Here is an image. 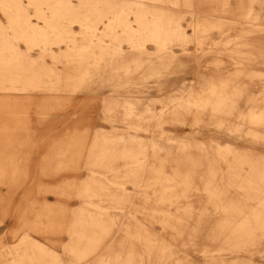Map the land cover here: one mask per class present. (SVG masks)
<instances>
[{
    "label": "bare ground",
    "instance_id": "obj_1",
    "mask_svg": "<svg viewBox=\"0 0 264 264\" xmlns=\"http://www.w3.org/2000/svg\"><path fill=\"white\" fill-rule=\"evenodd\" d=\"M208 2L215 3L212 12L242 20L240 33L224 35L234 21L204 14ZM214 30L221 38L208 42ZM222 56L231 69L223 71ZM243 60L264 65V0H0V105L6 107L1 124L7 127L21 109L33 110L32 129L25 122L39 142L33 140L34 150H43L41 141L58 127L65 133L83 125L94 134L85 153L88 176L73 194L84 205L71 210L61 255L31 237L29 227L2 247L0 264H85L101 253L96 264H189L180 260L186 251L206 264H255L254 253L264 251V156L161 131L162 120L184 124L191 116L193 127L212 124L264 143V73L251 71ZM185 63L192 65L193 79L162 101L158 112L121 93L147 87L148 79L160 83L172 66ZM96 84L112 93L99 98ZM254 85L261 88L258 94ZM98 98L99 118L86 121L89 100ZM68 106L78 111L75 123L62 118ZM113 121L124 128L112 132L103 126ZM150 125L156 135L137 134ZM126 183L143 193L144 205L151 199L152 205L134 211L157 222L158 234L134 212L116 221V209H131ZM196 191L200 207L189 200ZM172 205L174 211L165 208Z\"/></svg>",
    "mask_w": 264,
    "mask_h": 264
},
{
    "label": "rangeland",
    "instance_id": "obj_2",
    "mask_svg": "<svg viewBox=\"0 0 264 264\" xmlns=\"http://www.w3.org/2000/svg\"><path fill=\"white\" fill-rule=\"evenodd\" d=\"M196 1V0H195ZM233 2L234 0H230ZM257 8V5H253ZM212 7H216L215 3H205L203 5V13H213L215 15L226 17L233 20V24L226 27L225 34H238L241 31L242 20L231 13H221L218 10L211 11ZM182 9L188 11L187 8ZM189 18L188 13L185 15V20L182 24L186 25V19ZM241 23V24H240ZM75 31H78L76 25H73ZM187 31L190 29L187 27ZM191 32V31H190ZM209 41L217 42L221 36L214 30L211 34ZM249 37V36H248ZM190 51H193V44L187 45ZM153 50V47L150 46ZM179 47H174V51L179 53ZM212 55V54H211ZM209 56L202 57L204 62ZM223 59V71L231 69L232 65L227 57L222 56ZM45 61L51 62L49 57H45ZM245 65L253 72H263L264 65L262 63H254L248 60H243ZM61 67L60 64H57ZM192 65L185 63L184 66H172L165 77L159 79L160 83L154 82L152 79H148L147 87L139 89V91L124 92L121 91L123 96H129L130 94L140 98L141 103H149L150 107L156 112L161 109L162 101H165L167 97L173 96L179 93L180 87L190 83L193 79L191 74ZM138 84H143L144 81L136 80ZM160 84L161 86L154 87L153 85ZM97 93L96 96L103 97L109 95L111 88L109 86L96 84ZM137 88H140L137 86ZM254 92L259 93L261 88L254 85ZM110 90V91H109ZM96 101L89 100L87 120L97 118L100 113V99ZM6 109L0 105V115L2 110ZM43 110V109H41ZM62 118L67 120L68 123L78 121L76 114L77 110L72 107H66L63 109ZM21 113L15 112L12 122H8L7 127H4L0 122V251L2 247L7 245H13L16 242L19 234L26 231L27 228H34L29 232V235L42 241L49 248L54 250L57 254L61 253V245L67 243L69 237L66 233L68 222L71 219L72 211L83 207L82 200L77 198L74 194L76 186L85 180L88 176V170L86 169V152L91 144L94 134L89 131H85V127H78L79 130H70L62 132V129L56 128L52 134H49L47 138L41 143L44 144L43 150H34L33 138L29 135L28 127L30 125V119L35 116L33 110L21 109ZM7 111H5L6 114ZM42 112V111H41ZM18 116L27 118V120H18ZM84 116V115H83ZM82 116V117H83ZM206 118V116H203ZM30 118V119H29ZM84 118V117H83ZM99 118V117H98ZM85 119V118H84ZM191 116L186 117L184 124L175 123L172 124L168 120H162V129L164 136L183 138V139H197L205 144L219 143L221 145L229 144L232 148H236L239 151L252 152L254 157L264 156V143L262 139L256 140L247 135L241 137H235L234 134L225 130H216L214 125L201 124L199 126H191L189 121ZM28 127H27V124ZM102 125L103 123L100 122ZM93 125V122H92ZM99 125V120L96 124ZM70 126V125H69ZM105 128L112 130V132L121 131L123 124L118 121H113L111 124H104ZM75 128V126H74ZM257 131H262L258 129ZM59 132H62L58 134ZM130 132H133L132 130ZM158 129L150 125L148 130H139L137 134L142 138H150L152 135H156ZM9 137L5 141L2 137ZM160 142L165 143V146L172 145L171 142H165L162 138L156 137ZM2 139V140H1ZM31 139V140H30ZM162 139V140H161ZM37 141V140H35ZM39 142L37 141V144ZM198 150H192L191 153L195 155ZM153 161L152 159L150 160ZM61 163V164H60ZM224 168V164H220ZM168 166H166V169ZM128 191V197L130 198L131 209L124 208L121 211L116 209L118 213L116 221L122 223L127 220V214L134 212L135 217L156 235L158 234L159 224L155 221H147L144 215L139 211H134L137 208L142 207L141 197L143 193H137L135 186L129 183L123 185ZM152 195V194H149ZM202 198V195L196 191L194 195L189 197L191 204L195 207H200L202 204L198 201ZM102 204H106L103 202ZM148 205H152L151 199ZM148 205H144L147 206ZM126 207V206H125ZM174 211L175 206H166ZM112 210H110L111 212ZM129 211V213H128ZM9 212L10 218L6 216ZM8 216V215H7ZM48 226V228L46 227ZM44 228L37 230L38 228ZM116 230L121 229L120 226L115 227ZM123 229V228H122ZM121 232L115 233V236H119ZM15 236V237H13ZM166 239H170L169 236H165ZM121 240V239H120ZM181 247V245H179ZM116 246H113L114 249ZM187 257L180 258L181 261H188L189 264H206L200 256L195 257L191 251H186ZM105 253L97 255L96 258L86 261L85 264H96L101 257H104ZM61 255V254H60ZM63 256V255H62ZM10 257V256H7ZM65 261L68 262L70 257L63 256ZM254 263L256 261L264 259V251L262 253H254ZM2 259L0 258V262Z\"/></svg>",
    "mask_w": 264,
    "mask_h": 264
}]
</instances>
